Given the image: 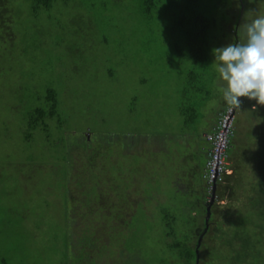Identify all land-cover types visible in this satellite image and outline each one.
<instances>
[{"label": "rangeland", "instance_id": "rangeland-1", "mask_svg": "<svg viewBox=\"0 0 264 264\" xmlns=\"http://www.w3.org/2000/svg\"><path fill=\"white\" fill-rule=\"evenodd\" d=\"M63 1L54 6L61 12L56 24L48 18L53 11L34 19L30 0H11L19 15L14 37L0 40V264H183L169 246L194 244L204 212L187 189L201 181L195 176L193 184H180L177 167L205 144L192 130L205 128L224 102L213 49L232 43L239 1H199L214 21L201 61L174 28L180 14L174 4L164 16L157 11L145 18L139 0ZM78 2L94 11L74 7ZM245 3L243 23L264 15V0ZM47 88L56 90L61 119L69 122L62 133L51 128L49 143L36 131L28 144L25 110ZM241 98L247 119L238 127H257L264 105ZM84 129L115 138L103 144L111 154L96 167L99 192L104 201L118 199L126 207L119 219L123 233L112 240L103 234L96 244L90 238L98 232V216L88 213L86 202L73 210L63 167L51 163L52 153L61 154L53 139L70 131L78 138ZM230 156L237 158L233 150ZM226 204L220 199L209 223L200 264H227L220 254L224 240L235 227L243 230L249 212Z\"/></svg>", "mask_w": 264, "mask_h": 264}, {"label": "trees", "instance_id": "trees-1", "mask_svg": "<svg viewBox=\"0 0 264 264\" xmlns=\"http://www.w3.org/2000/svg\"><path fill=\"white\" fill-rule=\"evenodd\" d=\"M57 1L59 0H30L32 17L38 19L39 14L53 11L56 16H51L50 14L48 18L49 20H51L52 17L56 18L55 22L59 24L61 21L59 13L61 12L54 9ZM176 1L179 2L180 7ZM199 1L200 0H139V5L141 7V14H144L145 18H149L152 12L157 11L160 15L164 16V10L169 11L171 9L169 4H174L176 7L180 8L179 16L174 19V28L184 37L189 52L193 55L195 60L201 61L206 46L208 30L211 24L213 26L214 21L205 17L203 4H200ZM238 1L240 9L237 13L238 15L236 14L237 16L232 29V43H238L240 39H242V30L239 27L244 22L243 16L246 10V3L245 0ZM165 4H167V7H165ZM73 6L83 9L84 12H86L84 8L91 12L94 11L93 5L90 4L84 5L78 2V4ZM17 18H19V15L17 16V9L11 4V0H0L1 41L4 40L8 42L14 37L11 31L12 28H15V19ZM61 27L63 29V26ZM61 27L60 30H62ZM41 31L42 30L38 29L39 33ZM75 55L76 53L73 54V56ZM36 98L37 102L25 110L26 114L23 117L26 127L24 140L28 144L31 143L33 133L40 131L46 135V141L49 143L52 137L51 128L62 133V131H64V125H67L69 120L68 118L61 119L64 113L61 111V104L56 90L47 88L45 95ZM240 99L242 100V98ZM242 103L243 101H241L239 105L241 108L239 109V118H237V122L235 118V132L228 150L229 156L232 150L234 151V155L237 156L235 160L230 156V161L233 165V173L226 176L223 182L217 186L215 199L210 207V217L207 223L212 221L213 214L216 211V207L219 206L220 199L226 202V205H231V208H233L232 210H240L242 207L245 208V212L248 211L249 213L244 217L243 230H241V228L236 229L235 227V231L231 234L230 239L224 240L227 249H225L224 252L221 251L220 254H226L227 257L225 256L224 258H227V264H264V108L260 111V120L257 123V127L255 126L256 123H254V128L251 129L248 128L247 124L238 127L240 122L244 123L247 119V114L243 109ZM221 111L217 112V110H214V117H216V120ZM51 124H53V126ZM198 129L192 131H194L197 138L201 139ZM255 130H257V134L254 136L253 132ZM75 132H67L65 135L63 134L62 137H58L56 141L53 139L55 149L61 150V154L55 155V153H52V157H55L53 162H51L53 164L52 168H57L59 165L63 167L60 176L64 177V183L66 178V190L73 210H75V207L81 206L83 202H86L88 213H96L98 216L100 220L98 232L92 233L94 236L90 238V241H94L93 244L98 243V241L102 240L103 234L107 235L108 240H112L113 236L118 237L119 234L121 235L123 233L121 228L123 222L120 223L119 219L125 217L123 213H125L126 207L125 204L121 203L118 199H107V202L103 200V197H101L102 194L99 192L101 177H98V175H100V171H97L98 169L96 167H99L101 163L103 164V160L109 158L111 154H108V152L103 149V144L104 146H108V140H110V138H115L113 136H98L88 129L82 130L77 138ZM236 142L240 143L238 149L236 148V146H238ZM56 156H59V158ZM244 165H250V168L247 170ZM187 189L191 192L193 188L190 185L189 188L187 186ZM84 195L87 196L86 200H84ZM233 201H235L234 204H232ZM208 203L207 187L205 184L203 194L196 200L195 208H198L200 212L203 211L205 214ZM123 210L124 212H121ZM250 214L254 217L251 218ZM199 217L202 218V216H198V218ZM235 219L236 218H233V220ZM203 221L200 231L198 233L194 232L195 234L191 236L192 241L195 240L196 237L194 244L192 242L186 246L183 244L169 246V248H175L179 251L180 260L183 264H200L202 258L200 250L210 231L209 225L208 227L207 224L205 226ZM118 228L121 229L118 230ZM197 229H199V227ZM197 229H194V231H197ZM116 230L120 232H116ZM88 241L87 244L89 243ZM107 243L111 244L110 241ZM101 246L104 247L105 244ZM92 250L94 249L91 248L88 252ZM87 262L89 263V260ZM72 264L85 263H80L79 261L78 263L72 262Z\"/></svg>", "mask_w": 264, "mask_h": 264}, {"label": "clouds", "instance_id": "clouds-1", "mask_svg": "<svg viewBox=\"0 0 264 264\" xmlns=\"http://www.w3.org/2000/svg\"><path fill=\"white\" fill-rule=\"evenodd\" d=\"M239 28L242 42L213 49L215 71L222 81L219 91L230 106H239L241 97L264 105V15Z\"/></svg>", "mask_w": 264, "mask_h": 264}, {"label": "built area", "instance_id": "built-area-1", "mask_svg": "<svg viewBox=\"0 0 264 264\" xmlns=\"http://www.w3.org/2000/svg\"><path fill=\"white\" fill-rule=\"evenodd\" d=\"M238 108L239 106L229 105L221 111L212 131L204 136L209 148L201 177L206 184L208 198L213 186L220 185L224 178L232 173L228 150L235 132Z\"/></svg>", "mask_w": 264, "mask_h": 264}, {"label": "crops", "instance_id": "crops-1", "mask_svg": "<svg viewBox=\"0 0 264 264\" xmlns=\"http://www.w3.org/2000/svg\"><path fill=\"white\" fill-rule=\"evenodd\" d=\"M227 102L224 100L223 104L220 106L217 112L223 111L224 107L226 106ZM218 114V113H217ZM216 118V117H215ZM214 117L212 116L211 118H208V122L205 128L200 127L199 130V135L201 136V139L205 144L200 145L196 148L195 155L193 157L189 155L188 156V161H185L183 159L181 165L177 167V172L180 173V184H193V179L196 176L199 181H201V185L197 187V189H191V192L193 194H197L198 197H200L201 194H203V190L205 187L204 181L202 180L201 174L204 168V160H206V153L208 150V143L205 140V135L209 132H211L212 127L214 126ZM184 141V140H182ZM177 174V173H176Z\"/></svg>", "mask_w": 264, "mask_h": 264}, {"label": "water", "instance_id": "water-1", "mask_svg": "<svg viewBox=\"0 0 264 264\" xmlns=\"http://www.w3.org/2000/svg\"><path fill=\"white\" fill-rule=\"evenodd\" d=\"M235 109V108H234ZM215 191H216V186H213L212 192H211V196H210V200L209 203L206 206V216H205V223L207 224L209 217H210V207L215 199Z\"/></svg>", "mask_w": 264, "mask_h": 264}, {"label": "flooded vegetation", "instance_id": "flooded-vegetation-1", "mask_svg": "<svg viewBox=\"0 0 264 264\" xmlns=\"http://www.w3.org/2000/svg\"><path fill=\"white\" fill-rule=\"evenodd\" d=\"M206 212V211H205ZM205 216H206V213L204 214V218H203V223H204V225L206 226V223H205ZM210 223V222H209ZM209 223H207V227H208V225H209ZM201 239V238H200ZM200 239H199V241H200Z\"/></svg>", "mask_w": 264, "mask_h": 264}]
</instances>
